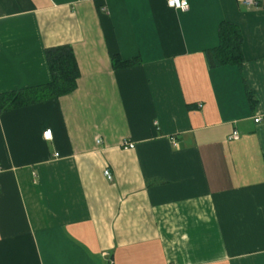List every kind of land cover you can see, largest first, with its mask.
Masks as SVG:
<instances>
[{
    "label": "crops",
    "instance_id": "1",
    "mask_svg": "<svg viewBox=\"0 0 264 264\" xmlns=\"http://www.w3.org/2000/svg\"><path fill=\"white\" fill-rule=\"evenodd\" d=\"M187 1L0 0V94L52 47L80 73L0 110V264H264V0ZM223 21L241 66L209 65Z\"/></svg>",
    "mask_w": 264,
    "mask_h": 264
},
{
    "label": "trees",
    "instance_id": "2",
    "mask_svg": "<svg viewBox=\"0 0 264 264\" xmlns=\"http://www.w3.org/2000/svg\"><path fill=\"white\" fill-rule=\"evenodd\" d=\"M219 46L207 50L209 65L217 67L223 64L242 65V33L239 27L228 21H223L219 27ZM48 64L52 80L47 84L0 94V110H8L24 104L35 103L56 98L73 91L79 77L78 65L71 46L62 45L47 49ZM116 67L128 66L133 60L115 57ZM247 98L252 108L257 103L254 91L246 85Z\"/></svg>",
    "mask_w": 264,
    "mask_h": 264
},
{
    "label": "built area",
    "instance_id": "3",
    "mask_svg": "<svg viewBox=\"0 0 264 264\" xmlns=\"http://www.w3.org/2000/svg\"><path fill=\"white\" fill-rule=\"evenodd\" d=\"M245 4H247L248 6H253L256 5V1L255 0H242ZM167 3L170 7L172 8H176V9H186L188 7V1L187 0H167ZM260 118L256 117L255 121H259ZM43 137L44 139H51L52 138V132L51 129H46L43 132ZM239 138V133L237 130H234L233 133L230 135V139H238ZM122 146L124 148H133L134 147V142L130 141V140H124L122 143ZM104 175L106 176L107 179H111L112 175L109 171L108 168L104 169Z\"/></svg>",
    "mask_w": 264,
    "mask_h": 264
}]
</instances>
